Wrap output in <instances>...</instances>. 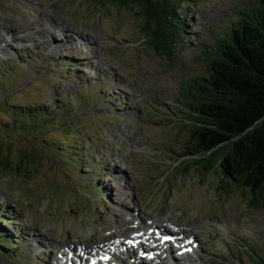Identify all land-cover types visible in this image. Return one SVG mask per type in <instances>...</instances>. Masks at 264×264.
<instances>
[{"label":"rangeland","instance_id":"obj_1","mask_svg":"<svg viewBox=\"0 0 264 264\" xmlns=\"http://www.w3.org/2000/svg\"><path fill=\"white\" fill-rule=\"evenodd\" d=\"M247 1L183 6L189 36L176 39L169 57L167 35L136 3L0 0L1 30L33 37L1 33L10 49L0 53V208L19 238L17 254H0V264H64L66 256L74 264L71 245L85 249L80 264H93L92 246L110 243L124 257L112 264L144 263L138 244L125 239L134 226L146 234L154 224L169 228L166 218L198 224L189 227L201 241L198 264L264 257V200L252 206L234 182L218 192L196 157L180 155L189 144L183 120L160 111L182 100L199 72L200 45L224 33ZM41 21L50 38L32 33ZM68 33L94 38L66 43ZM35 105L65 109L49 131L9 132L15 108Z\"/></svg>","mask_w":264,"mask_h":264},{"label":"trees","instance_id":"obj_2","mask_svg":"<svg viewBox=\"0 0 264 264\" xmlns=\"http://www.w3.org/2000/svg\"><path fill=\"white\" fill-rule=\"evenodd\" d=\"M111 1L117 5L136 3L147 20L152 19L167 35V56L176 39L189 36V19L180 17V10L197 3ZM227 24L224 33L200 45L199 72L183 87L182 100L160 111L177 115L175 118L183 120L187 128L189 144L180 155L196 157L194 162L201 165L202 174L210 173L218 192L234 182L249 191L251 205L256 206L264 200V0L247 1L229 16ZM63 109V105L15 108L8 130L23 131L25 135L49 131ZM1 147L0 144V152ZM171 153L177 155L175 151ZM4 214L0 208V254H17L19 235L9 229L11 219ZM250 257L242 263L264 264V257L258 261Z\"/></svg>","mask_w":264,"mask_h":264},{"label":"bare ground","instance_id":"obj_3","mask_svg":"<svg viewBox=\"0 0 264 264\" xmlns=\"http://www.w3.org/2000/svg\"><path fill=\"white\" fill-rule=\"evenodd\" d=\"M48 20L52 22L51 24H53V19L52 21H51V18H49ZM40 25H41L40 26L41 28L40 29L37 28L38 30H33L32 33L34 34L36 33L37 35L42 36V37L50 38L51 35H50V31L48 30V28L43 26L42 21ZM62 30L65 31L64 28H62ZM1 33L2 34L5 33V35L8 38H10L9 41H14V40L15 41H32L33 40V37L31 36V34L30 36L27 34H20V35L15 36L12 30L5 31V30H1V27H0V53H4L5 50L8 48L10 49L9 42L5 38L6 36L4 37L3 35H1ZM60 37H61V32H60ZM92 38L94 37H91V35L80 36V35L73 34L71 36L68 33L64 35L63 40L64 42L69 43L73 39L75 40L78 39L79 42L85 43V42H89L90 40H92ZM77 46L78 45H75V47ZM58 48H59L58 46H54L52 50H50L51 54L55 53L58 50ZM72 48L74 49V47H71V46H69L68 48V44H65L64 46L65 50H70ZM124 216H126V214L122 213L119 215V218L124 219L125 218ZM131 220H132V217L126 219V221H129V222ZM153 221L155 222V220ZM166 223L169 224L171 228H168V227L165 228L163 226L154 224L153 226H149L151 228V232L149 234H146L141 229H139V227L137 226H134L133 228H131L130 231L132 235L126 239L132 238V241L138 244V250H139L138 254H139L140 260L142 259L144 261V263L142 261H139V264H146V262L147 263L149 262L148 264H161V263L162 264H180V263L188 264L190 262L192 264H198L194 258V255L196 253V249L200 246L201 241L195 237L194 230H191L189 228L191 226L193 227V229H196L198 228V224L197 225H194L192 223L185 224L182 222L180 223L182 226L188 227L187 229H184L182 226L177 224L176 221L171 220L170 218H166ZM190 231H192L194 234H190ZM161 235L170 236V239L163 241L160 238ZM38 242L39 244H43V241L41 239H39ZM151 244L155 245V248H156L155 250L153 249ZM115 246L117 245H114L113 243L102 245L101 247H98L97 249L94 246H92V248L90 249V253H94L93 254L94 258H96L95 264H112V262H115V259L118 261H122L124 257L122 256V253L118 249V247H115ZM82 250H85L82 246L71 245L69 247V253L75 259L74 264H80V262L82 261V258L80 256V251ZM100 251H102L105 255H103L101 259L100 257L97 259V254ZM190 251L191 253H189ZM105 257L107 259H105ZM64 258H65L64 264H67V262L69 261H70V264L72 263L69 257L66 256ZM94 258L92 256L93 260ZM146 258H149L152 260L148 261L146 260ZM131 259L137 260V255H131ZM158 259L160 260V263L156 262V260ZM168 260L170 263H168Z\"/></svg>","mask_w":264,"mask_h":264},{"label":"snow or ice","instance_id":"obj_4","mask_svg":"<svg viewBox=\"0 0 264 264\" xmlns=\"http://www.w3.org/2000/svg\"><path fill=\"white\" fill-rule=\"evenodd\" d=\"M105 259H107V258L105 257Z\"/></svg>","mask_w":264,"mask_h":264}]
</instances>
